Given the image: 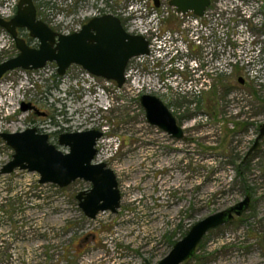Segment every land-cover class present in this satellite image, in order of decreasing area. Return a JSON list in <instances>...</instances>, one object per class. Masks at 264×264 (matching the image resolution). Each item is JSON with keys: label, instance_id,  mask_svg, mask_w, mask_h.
I'll return each mask as SVG.
<instances>
[{"label": "rangeland", "instance_id": "1", "mask_svg": "<svg viewBox=\"0 0 264 264\" xmlns=\"http://www.w3.org/2000/svg\"><path fill=\"white\" fill-rule=\"evenodd\" d=\"M33 1L38 18L64 34L79 31L97 2ZM248 1L216 0L200 20L210 37L199 31L205 46L190 43L189 57L210 77L187 67L177 80L174 68L146 78L134 70L130 81L149 87L137 93L88 76L78 65L59 76L56 63H49L0 80V133L36 127L58 146L60 133L102 131L95 162L116 173L122 196L117 213L88 218L76 196L90 183L62 188L40 184L36 172L1 174L14 151L0 137V264H157L193 225L246 197L243 215L210 230L185 264H264V138L248 155L264 123V103L254 95L264 96V0H252L255 19L239 10L242 4L248 11ZM171 25L178 29L180 23ZM197 81L204 84L199 92ZM144 94L167 105L186 140L148 123ZM23 103L47 117L21 111ZM16 226L18 252L5 255L1 250Z\"/></svg>", "mask_w": 264, "mask_h": 264}, {"label": "water", "instance_id": "2", "mask_svg": "<svg viewBox=\"0 0 264 264\" xmlns=\"http://www.w3.org/2000/svg\"><path fill=\"white\" fill-rule=\"evenodd\" d=\"M153 1L159 6V0ZM210 2L211 0H171L170 4L178 12H194L197 16H203ZM0 26L12 35L19 50L17 56L0 64V80L16 69L39 70L49 63H56L59 76H64L72 65H78L92 75L115 81L122 87L126 82L125 72L131 58L149 54V42L141 35L128 33L120 19L114 15L94 17L79 32L63 34L37 18L33 0H20L15 16L8 21L0 17ZM19 28H26L30 37L39 42L38 47H31L25 39L19 37ZM240 82H244L242 78ZM140 103L149 124L174 139L186 138L176 117L159 97L144 94ZM30 110L40 115L45 114L40 113L31 103L21 105V111ZM102 136L103 132L97 129L63 132L58 144L68 148L64 152L49 141L48 134L38 132L36 127L0 133V137L14 151L12 160L3 166L1 174H11L17 169L36 172L40 175V184H54L62 188L77 180H85L91 183V188L76 196L84 214L95 219L102 212L117 213L122 196L116 174L106 163L95 162L98 141ZM263 138L264 123L260 126L248 155L258 149ZM249 204L250 197H246L236 205L197 222L157 264H183L189 261L210 230L242 216Z\"/></svg>", "mask_w": 264, "mask_h": 264}, {"label": "built area", "instance_id": "3", "mask_svg": "<svg viewBox=\"0 0 264 264\" xmlns=\"http://www.w3.org/2000/svg\"><path fill=\"white\" fill-rule=\"evenodd\" d=\"M118 1L119 6L116 15L124 22L126 31L130 34L141 35L149 42V54L131 58L126 69V82L123 87H118V90L129 86L130 91L140 93L145 88H149L146 82L130 81L134 70L142 78H146L152 75L155 76L160 68L166 71L174 68L178 72L172 75V78L177 80L180 72L186 70V67L195 72L200 68L196 60L189 57V44L191 43L193 48L205 46L199 31L206 39L210 37L209 28L203 26L200 20L206 18L210 10L206 11L202 17H197L192 16L190 13L178 12L170 4L171 0H160L159 6L149 0ZM17 2L16 0H4L3 5L0 7V17L6 20L11 19L17 8ZM173 21L180 23L178 29H174L171 25ZM16 53L17 48L13 37L4 28L0 27V63L8 60ZM209 64L211 65V62ZM201 70V73L209 76L206 69L201 68ZM86 74L92 76L88 72ZM104 81L108 85L114 84L112 81ZM203 85L197 83L195 91L199 92Z\"/></svg>", "mask_w": 264, "mask_h": 264}, {"label": "flooded vegetation", "instance_id": "4", "mask_svg": "<svg viewBox=\"0 0 264 264\" xmlns=\"http://www.w3.org/2000/svg\"><path fill=\"white\" fill-rule=\"evenodd\" d=\"M20 1V0H19ZM150 2L151 1H153V0H149ZM240 1H243L244 2V0H240ZM34 2V1H33ZM154 2V1H153ZM216 3V0H211V2H210V5L206 8V10H205V12H204V14L206 13V11H208V10H210V8L214 5ZM35 4V3H34ZM256 4H257V1L256 2H253L252 0H250V1H248V5H247V8L249 9L248 11H247V9H246V5L245 6H243L242 4H241V6L242 7H239V10L241 11V13H242V15H243V17H245V18H253V19H255V12L253 11L252 12V9H254L255 8V6H256ZM159 5H160V0H159ZM118 6H119V1L118 0H97V2H96V5H94V4H91V6H89L88 8H91V9H93L95 12H94V15H93V17H91V18H89L88 19V21L86 22V23H84L80 28L81 29H79V31L80 30H82V28H83V26L85 25V24H87L92 18H94V17H101V16H104V15H114V16H116V17H118L117 15H116V12H117V8H118ZM35 7H36V5H35ZM36 9H37V7H36ZM250 11H251V13H250ZM247 12L248 13H250V14H247ZM188 13H190L192 16H197L194 12H188ZM197 17H202V16H197ZM37 18H38V16H37ZM119 19H120V21H121V23H122V25H123V27H124V22L121 20V18L120 17H118ZM39 19V18H38ZM41 20V19H40ZM43 21V20H42ZM47 24V23H46ZM48 25V24H47ZM124 29H125V27H124ZM6 30V29H5ZM7 31V30H6ZM79 31H75V32H79ZM8 32V31H7ZM17 32H18V36L19 37H22L23 39H25V41L31 46V47H38V45H39V42L37 41V40H35V39H33L32 37H30V34H29V31L26 29V28H19V29H17ZM75 32H73V33H75ZM64 34V33H63ZM72 34V33H71ZM35 41L36 42V45L35 46H33L32 44H31V41ZM16 44V43H15ZM17 48V47H16ZM19 54V50L17 49V53L14 55V56H12L11 58H13V57H15V56H17ZM11 58H9V59H11ZM212 64L213 65H215V62H212ZM73 66V65H72ZM214 67V66H213ZM84 71H86V70H84ZM201 69L199 68V69H197L196 70V73H198L199 75H201L202 73H201ZM86 72H88V71H86ZM67 73V72H66ZM89 73V72H88ZM201 73V74H200ZM91 74V73H90ZM92 75V74H91ZM199 75H197V76H199ZM92 76H94V75H92ZM96 77V76H95ZM210 77V76H209ZM98 78H100V77H98ZM198 79H202L201 81H203L204 79L202 78V77H198ZM201 81H197V83L199 84ZM38 111L40 112V113H45V112H42V111H40L39 109H38ZM36 115V116H35ZM33 116L34 117H36V118H42V119H44L45 117H47V114L45 113L44 115H40V114H38L36 111H34L33 112ZM177 123H178V121H177ZM178 125H179V123H178ZM180 127H182L181 125H179ZM183 128V127H182ZM183 130H184V128H183ZM39 132V131H38ZM184 132H185V130H184ZM60 133V132H59ZM58 133V134H59ZM166 133V132H165ZM61 134V133H60ZM60 134H59V136H60ZM59 136H58V139H59ZM185 137H186V133H185ZM172 138V137H171ZM172 139H174V138H172ZM187 139V137L185 138V139H181V140H186ZM49 141H50V136H49ZM51 142V141H50ZM57 146V145H56ZM58 146H59V144H58ZM57 146V147H58ZM60 147V146H59ZM58 147V148H59ZM98 154V153H97ZM97 157V156H96ZM96 159V158H95ZM97 163H99V162H97ZM108 166V165H107ZM116 174V173H115ZM117 177V176H116ZM85 181V180H84ZM118 181V180H117ZM87 182V181H86ZM89 183V182H88ZM91 184V183H90ZM92 186V185H91ZM118 188H119V184H118ZM89 190V189H88ZM84 191H86V190H84ZM77 198V197H76ZM11 230H12V228H11ZM14 230V229H13ZM19 227H17L16 226V228H15V231H13V232H11L10 233V235H11V238H10V240L8 241V243H4L5 245H4V248H2V250L1 251H4V254L6 255V254H8V253H17L18 252V248H19V242H20V239H19ZM14 236V237H13ZM8 238H9V235H8Z\"/></svg>", "mask_w": 264, "mask_h": 264}, {"label": "trees", "instance_id": "5", "mask_svg": "<svg viewBox=\"0 0 264 264\" xmlns=\"http://www.w3.org/2000/svg\"><path fill=\"white\" fill-rule=\"evenodd\" d=\"M254 95H255V97H257V99L261 102V103H264V96L262 97V96H259V94H258V92L256 91L255 93H254ZM245 162V161H244ZM241 174V173H240ZM242 175V174H241ZM176 243V242H175ZM174 243V244H175ZM191 260V259H190ZM189 260V261H190ZM189 261H186L185 263H187V262H189ZM185 263H183V264H185Z\"/></svg>", "mask_w": 264, "mask_h": 264}]
</instances>
